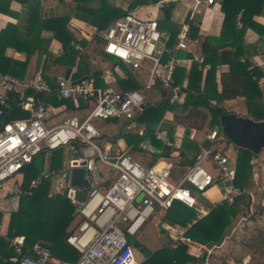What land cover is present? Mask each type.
Wrapping results in <instances>:
<instances>
[{"label": "built area", "instance_id": "1", "mask_svg": "<svg viewBox=\"0 0 264 264\" xmlns=\"http://www.w3.org/2000/svg\"><path fill=\"white\" fill-rule=\"evenodd\" d=\"M191 1L193 6L177 31L173 48L168 47L170 35L161 29L158 19H142L134 11L113 20L103 32L94 30V35L101 39L103 54L135 72L145 66L144 89L151 90L156 85L169 88L172 91L171 102L177 100L178 91L171 88V84L177 67L184 61L178 54L187 49L191 40L188 21L216 5L215 0ZM193 61L200 65L202 71L207 68L202 57ZM251 62L255 64L253 60ZM112 70L121 74L116 66ZM112 70L82 80L72 76L59 77L54 82H49L40 73L24 78L0 75V192L6 182L13 180L43 150L53 152L69 147L67 169L72 166L84 168L90 179L89 189L83 192L69 186L67 174L64 184L53 180V190L48 194L49 197L65 196L73 208L72 216L76 220L65 241L79 256L74 264H136V249L131 240L138 237L147 223L175 203L198 211L193 222L203 218L208 212L197 208L196 197L205 195L214 187L220 195L214 206L222 203L231 205L242 194L251 198L256 193L264 196V187L236 188L233 185L236 163H232L221 150L207 146L198 148L192 165L176 183L172 181L168 165L162 160L143 167L127 151L112 156L109 147L101 146L102 134L92 121H130L145 108L141 92L112 87L115 81ZM45 97L75 106L82 102L91 111L82 121L73 116L59 124H48L58 112ZM15 110L25 115L11 118ZM218 134L219 128L215 126L206 140L214 142ZM160 139L170 145L164 135ZM206 162L215 175L204 166ZM49 177L50 173L38 175L29 182L26 191L15 183L14 192L31 196L32 190ZM177 239L178 242L183 240L181 235ZM175 245L171 244V247ZM10 248L19 264H66L54 260L46 246L25 248L23 239H13Z\"/></svg>", "mask_w": 264, "mask_h": 264}, {"label": "trees", "instance_id": "2", "mask_svg": "<svg viewBox=\"0 0 264 264\" xmlns=\"http://www.w3.org/2000/svg\"><path fill=\"white\" fill-rule=\"evenodd\" d=\"M216 1L223 15V20L219 35L206 36L201 42L200 54L204 61L203 65L209 67L204 89H201L203 78L199 64L192 62L187 75L185 70L178 66L171 88H176V85L181 87L182 81L186 79L185 100L181 105L170 103L171 89L156 85L151 90H145L142 80L131 67L103 54L101 48L97 54L94 46H101V39L97 35H93L90 41L85 38L78 40L68 29L69 21L73 17L94 27L97 33L103 32L113 20L127 12L140 7L155 6L159 3L165 5V12L169 16L174 4L172 0H129L126 10L112 4L111 0H70V14L43 20L38 19L36 15H30L28 28L25 32H21L16 25L7 24L0 31V75L22 78L26 73L30 58L37 53L38 57L45 54L54 63L65 67L63 77L72 76L73 79H79L85 75L97 77L101 73L99 71L92 72L88 55L81 54V49L93 41L95 45L94 48H91V52L94 55L100 54L112 67L117 66L122 71L124 78L115 74L117 87L121 90L141 92L145 103H147L142 112L124 124L134 123V132H119L112 138V141L124 139L131 146L130 154L133 156V153L139 150V143L150 139L156 147L161 149V156H163L165 155L164 145L155 140L154 131L163 121L167 112L173 115V124L183 126L185 133L188 134L190 129H196L205 137L206 133L215 126L221 132L219 118L225 113L222 102L240 97L245 100L247 117L255 122L264 121V71L251 62V58L257 50L256 44L246 43L244 40L236 45L233 43V37L237 33L239 23L241 24V29L239 27L241 32L250 30L257 35L259 41L264 42V25L256 20V18H264V0ZM8 5V1L0 0V13L9 15L11 12ZM188 24L190 39L194 41L200 38L199 20L193 18L188 21ZM42 30L53 33L54 39L62 46L61 55L55 57L50 54L48 44L41 46L39 32ZM176 34L177 30L171 31L169 48H173ZM78 46L79 48H76ZM8 49L25 54V60L19 61L7 57L6 51ZM260 51L264 58V49ZM178 55L181 58L186 53L179 52ZM80 62H83V65L82 63L80 65ZM221 66H227V71L219 75L220 90L218 91L216 72ZM52 101L55 106L65 104L66 109H74V105L67 101L58 102L55 99ZM24 115L25 113L15 110L11 118H19ZM140 129L142 130L141 136L137 134ZM172 131L168 132L170 140L173 138ZM222 141H225L227 146L233 145L224 136ZM234 148L236 147L234 146ZM193 150L197 151L198 145H195ZM48 152V150L41 151L29 165L22 169V191H26L29 182L41 174ZM236 153V175L233 185L241 190H246L253 177L254 168L251 160L255 154L241 148H236ZM51 154L50 168L55 173L63 168L62 149L54 150ZM182 163L189 168L193 160H182ZM50 187L51 176L45 179L41 186L33 189L31 196L23 194L20 196L18 210L12 213L9 218L7 236L10 239L23 236L25 248L43 245L50 249L53 257L62 262L74 264L79 256L65 241L72 232L76 220L72 216L73 208L63 195L50 198L48 196ZM262 197L264 202V196ZM250 203L251 197L247 194L236 197L231 205L222 203L214 206L206 203L208 214L195 222L193 220L197 216V210L188 208L181 203H175L172 208L165 212L163 222L170 226L185 229L183 238L187 242L210 249L222 243L234 227L235 221L247 214ZM189 224L190 227L187 228ZM166 239L168 240L167 237ZM131 241L133 243V239ZM133 245L145 257L144 261L139 264H202L205 261V254L201 258L191 256L188 253V245L184 242L176 243L175 247L165 245L153 252L135 241ZM12 255L11 249L3 254L7 259ZM0 264L12 263L0 261Z\"/></svg>", "mask_w": 264, "mask_h": 264}, {"label": "crops", "instance_id": "3", "mask_svg": "<svg viewBox=\"0 0 264 264\" xmlns=\"http://www.w3.org/2000/svg\"><path fill=\"white\" fill-rule=\"evenodd\" d=\"M9 2L8 9L11 12L9 15L0 13V31L3 30L7 24L16 25L19 27L21 32L27 31L28 28V22L30 15H36L38 19H52V18H59L66 16L70 14V0H39V4L34 5L31 3V0H6ZM173 6L171 9V12L169 16H167L164 8V4L155 5V14L148 12L145 15L142 14V10L137 8L134 10L136 16H143L142 19L146 17L155 18V15L158 13L161 14V18H155L159 20V25L161 29L166 30L169 35H171V31L179 30L180 25L182 22H184L187 18V13L189 9L193 6V2L191 0H172ZM216 1V0H215ZM217 2V1H216ZM117 6V5H116ZM35 7V8H34ZM150 7V6H147ZM140 18V17H139ZM196 20H199V29H200V38L197 40H190V42L187 45V49L185 51H181L180 53L185 52L186 55L184 57H181L184 61L180 63L179 67L185 70V74L187 75L192 62L194 58H201L200 54V48H201V42L203 41L204 37L206 36H218L223 15L220 12V9L218 5H214L211 7L206 8L202 11L201 14L196 15L194 17ZM257 21H259L262 25H264V18H256ZM241 24H238L237 33L233 37V43L236 45L241 42V40H244L246 43H255L256 44V53L253 55L251 60L254 61V66L260 67L264 71V58L261 55L262 49H264V42L259 41L257 39V35L251 32L250 30H246L245 32H241ZM69 31L74 35V37L78 40L85 38L86 40L90 41L92 40V36L94 35V30H96L94 27L88 25L87 23H84L76 18H71L68 24ZM39 39L41 40V46L47 45L48 52L52 54L53 56L57 57L62 54V46L61 44L54 39L53 33L48 30H42L39 32ZM76 48H79L76 47ZM92 48V42L87 45V47L81 49V54H87L89 59V66L90 70L93 71H99L102 73L105 70H112V65L110 68H106L105 70L98 67L103 59L100 55H94L91 52ZM260 49V50H259ZM6 56L11 57L15 60L24 61L25 60V54L21 52H16L14 50L8 49L6 51ZM100 59V60H99ZM106 61V60H105ZM108 62V61H107ZM92 63L95 64L97 67L93 68ZM83 69L86 70L84 66H82ZM117 67V66H116ZM205 71H202V83H201V89H204L205 85V79H206V73L208 71V66L206 65ZM93 68V69H91ZM121 71V70H120ZM227 71V66H221L217 69L216 72V83L218 91L220 90L219 87V75L222 72ZM65 72V67L59 66L58 64L54 63L52 59L47 57L45 54H43L41 57H38L37 53L32 55L28 62L27 70L25 75L22 77H31L35 74L40 73L43 78L48 80L49 82H54L57 78L63 77ZM147 74V68L145 66L136 74L140 77V79L144 78V73ZM112 73L114 75L115 81L112 83V87L118 90L117 86V80L115 78V74L119 75L121 78H124L123 73L121 71V74L119 72H114L112 70ZM8 76V75H7ZM86 77L88 75H85ZM84 77V76H83ZM146 77V75H145ZM82 78V77H81ZM142 80V79H141ZM145 80V78L142 80V82ZM264 81V79H263ZM186 86V79L182 81V86L176 85L175 87L178 89L177 91V100L174 102H171V104H179V99L181 96H183V101L186 92L185 90ZM172 97V96H171ZM240 98V97H238ZM46 101L55 108L56 113L58 112V116L56 115L53 117V119L48 124H56V118H58L61 114H65L69 112V114H73V116L77 117V111L79 109L85 108L84 104L82 102L78 103V106H75L74 109L68 110L66 109L65 104L55 106L53 99L51 97H45ZM236 99V98H235ZM232 99V100H235ZM230 100V101H232ZM147 104V103H145ZM180 105V104H179ZM244 105V104H243ZM147 106V105H146ZM145 106V107H146ZM65 108V109H63ZM224 108V107H223ZM225 109V108H224ZM242 111V110H241ZM225 112L234 113L235 111H228L225 109ZM70 114V116H72ZM237 116L240 117H247L246 113V107L244 105V109L242 112L234 113ZM70 116H68L70 118ZM72 116V117H73ZM173 115L169 112L165 113L163 121L159 123V125L155 128L154 135L155 140H157L159 143H162L164 145V154L161 156V149L156 147L150 139H146L144 141H141L138 145V151H135L133 153V156L130 154L131 146H129L123 139H119L115 142L111 139L105 138V136L102 134L103 141L101 142L102 147H109L111 155H115L117 152H124L127 151V153L136 161L138 160H144L147 156V154L150 155L152 160H146L145 165L146 167L152 166L155 162L162 160L164 161L165 165L172 166L171 173L172 175L180 173V178L184 175V173L188 170L186 166L183 165L182 160L184 161H191L193 160V154L196 150L194 149L195 145H198V148L200 146H207L210 147L213 150H221L222 152L226 153L228 155L230 161L232 163H236V154L234 150L231 149L230 146H227L224 141L222 140H215L214 142H209L206 140L207 134L210 132H207L205 137L204 135L197 132L196 129H190V132L187 134L185 133V128L181 125H174L172 122ZM67 119V118H65ZM64 119V120H65ZM110 121V122H109ZM105 122L109 124L117 125L119 123H122L123 126H126L125 132H134L135 130V124L130 123L128 125H124L127 123V121L124 120H105ZM173 129V131H172ZM124 133L123 128H121L119 132ZM172 131L173 138L172 140L169 139L168 132ZM117 133V134H118ZM199 133V134H198ZM138 135H142V130L137 131ZM163 135L167 138L170 145L165 144L160 137H163ZM113 137V136H112ZM223 137V135H222ZM236 150V149H235ZM62 149V153H63ZM197 152V151H196ZM51 152H48L45 156V162L43 166L42 173H50L51 176V187L49 193L53 190V185L55 184L53 180H58L60 183L64 184V175H67L69 172H65V170L68 168V163L62 162L63 168L60 171H56L55 173L51 170ZM70 160V159H69ZM251 164L253 165L254 171H253V177L250 181V184L246 190H249L251 186H257V184H260L261 186H264V148L260 150L258 154H255V156L251 160ZM98 165V164H97ZM212 174L215 175V171L211 168L210 164L208 162L204 165ZM69 171V169H68ZM23 180V174L19 173L13 180H9L5 184L4 190L0 192V225L2 226V233L0 235V261L1 262H10L12 264H19L17 257L15 256L13 250L10 248V243L13 239H23L24 243V237H14L13 239L8 238L7 236V229L9 225V218L10 215L18 210L20 196L17 195L14 192L13 184L18 183L22 184ZM172 181L174 182V178H172ZM69 182V181H68ZM42 185V184H41ZM40 185V186H41ZM258 197V193L253 195V198H251L252 201ZM51 198V197H50ZM197 198L203 199L206 203H209L211 205H215L220 198L219 192L217 190V187H214L210 189L205 195L197 196ZM264 206V205H263ZM197 208L199 205L197 204ZM202 209V208H201ZM206 210V208H204ZM208 211V210H207ZM169 227V226H167ZM179 228V227H178ZM181 229V228H180ZM183 230V229H182ZM185 230V229H184ZM139 236V235H138ZM183 238V235H182ZM184 239V238H183ZM172 243V242H171ZM196 246H199V248H203L204 246L197 244ZM11 249L12 256H10L9 259L5 258L3 256L4 252ZM136 249V248H135ZM137 253V250H136ZM52 255V254H51ZM54 260H57L59 262H62L58 260L57 258L53 257ZM136 259V255H135ZM144 261V260H142ZM140 261L139 263H141ZM136 264H139L137 261H135ZM66 263V262H62ZM69 264V263H66Z\"/></svg>", "mask_w": 264, "mask_h": 264}, {"label": "rangeland", "instance_id": "4", "mask_svg": "<svg viewBox=\"0 0 264 264\" xmlns=\"http://www.w3.org/2000/svg\"><path fill=\"white\" fill-rule=\"evenodd\" d=\"M129 0H111L112 4L121 7L123 10L127 9ZM142 10V14L146 16L148 12L155 14V6L150 7H140ZM142 18L143 16H139ZM155 18H161V14L155 15ZM92 42V48L96 47V52L98 54V50L101 46H94L95 44ZM94 46V47H93ZM100 55V54H99ZM100 60V59H99ZM83 65V62H80V65ZM110 63L107 61H102L98 66L101 69L105 70L106 68H110ZM92 67H97L92 63ZM91 68V69H93ZM145 78V72H143ZM141 78L142 80L144 79ZM116 89V88H115ZM185 100V97H184ZM183 96L179 99V104H183ZM214 104V103H213ZM245 100L244 98H236L235 100H226L222 102V107L227 109L228 111H235L236 113H240L244 109ZM246 107V106H245ZM242 110V111H241ZM90 108H82L77 111V117L80 121H82L89 113ZM234 112V113H235ZM233 113V112H232ZM71 114V113H70ZM69 112L65 114H61L58 118H56V124L61 123L65 118H69ZM73 116V114H71ZM58 115H56L57 117ZM70 116V117H72ZM92 124L98 129V131L105 136V138L111 139L115 135H117L118 131L123 128L125 131L126 126H123L122 123L117 125L109 124L103 120L92 121ZM113 136V137H112ZM222 133L219 132L218 140H222ZM124 140V139H123ZM225 143V141H224ZM226 144V143H225ZM231 149L236 153V148L233 145H230ZM62 153V162H68L70 159L69 147L63 148ZM152 160L149 154H147L144 160H138L143 167H146L145 161ZM169 170L172 169V166H167ZM68 172V169L65 170ZM174 178V182L176 183L180 179V173L172 175ZM257 186H261L257 184ZM253 186H251L252 188ZM250 188V189H251ZM263 197L261 193H258V197L251 200V205L247 211L245 216L239 217L234 224L231 232L228 234L226 238L222 241V243L218 246L212 247L210 249L203 247L199 248L196 246L197 244L192 242H187L183 239L180 242H184L188 245V253L191 256L196 258H201L203 254H205V261L202 264H264V206H263ZM197 204L200 209L206 212V202L203 199L197 198ZM198 214V211H197ZM208 214V213H207ZM165 212L158 213L140 232L139 236L134 241L139 243L142 246H145L151 252L164 247L165 245L176 244L178 243V237L184 234L185 230L178 228L177 226H170L163 222ZM169 226V227H167ZM164 230V231H161ZM168 240L166 239V237ZM170 239V240H169ZM177 240V241H175ZM170 241V242H169ZM172 241V243H171ZM176 242V243H175ZM135 247V246H134ZM136 259L138 263L145 259L144 255L139 251L137 247Z\"/></svg>", "mask_w": 264, "mask_h": 264}, {"label": "water", "instance_id": "5", "mask_svg": "<svg viewBox=\"0 0 264 264\" xmlns=\"http://www.w3.org/2000/svg\"><path fill=\"white\" fill-rule=\"evenodd\" d=\"M31 3L37 5L39 0H31ZM85 78L86 76L81 80ZM219 125L222 135L236 148L247 149L253 154H258L264 148V121L255 122L249 118L225 112L219 118ZM74 164L75 162L72 163ZM68 172L70 187L83 192L89 189L90 179L86 176L84 168L72 166Z\"/></svg>", "mask_w": 264, "mask_h": 264}]
</instances>
